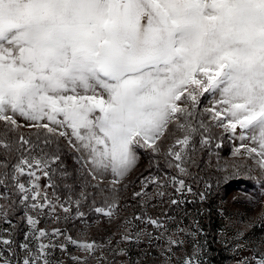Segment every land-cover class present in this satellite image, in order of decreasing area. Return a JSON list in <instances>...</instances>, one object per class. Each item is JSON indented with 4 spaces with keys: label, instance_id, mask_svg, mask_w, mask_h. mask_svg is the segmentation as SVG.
Masks as SVG:
<instances>
[{
    "label": "snow or ice",
    "instance_id": "6c2138e0",
    "mask_svg": "<svg viewBox=\"0 0 264 264\" xmlns=\"http://www.w3.org/2000/svg\"><path fill=\"white\" fill-rule=\"evenodd\" d=\"M213 129L222 130L214 145ZM224 134L240 143L222 164L215 153L218 170L264 179V0H0V223L8 225L0 228V264H65L54 259L57 250L72 264H108L105 244L86 232L74 238L41 227V218L59 222V209L68 220L75 206L84 220V205L116 218L141 151L162 156L175 174L143 176L134 198L148 197L150 185L163 197L166 183L180 196L195 195L181 177L191 174L197 144L220 149ZM60 138L78 154V167L62 160ZM134 219L158 230L147 238L165 241L155 245L164 264L184 245L180 234L196 236L146 214ZM20 222L26 229L18 240ZM145 235L126 228L121 240ZM203 253L197 243L182 264H205ZM116 254L129 256L124 248ZM254 259L264 264V254Z\"/></svg>",
    "mask_w": 264,
    "mask_h": 264
},
{
    "label": "rangeland",
    "instance_id": "374dc122",
    "mask_svg": "<svg viewBox=\"0 0 264 264\" xmlns=\"http://www.w3.org/2000/svg\"><path fill=\"white\" fill-rule=\"evenodd\" d=\"M206 103L207 97L202 101V106ZM31 130L33 132L36 131L35 129ZM221 131L220 129H213V145L217 142L216 137L220 135ZM237 131L239 132V129ZM222 139L223 146L220 149L213 147L211 149L204 148L200 150V146L197 144V151L193 153L194 163L189 165V172L191 174L186 177H181L185 179L186 184L192 187L195 195L185 192L180 196L166 183L165 187L162 189L166 193L163 197L155 195L158 189L154 185H150L148 188V197H144L143 201H141L140 198H134L133 193L135 191H140L142 187L140 181L143 176H147L150 173L151 175L161 177H163L165 173L169 175L175 174L173 169L160 165L159 159L161 156L152 157L150 153L141 151L139 153V164L130 175L127 188L121 190L119 194L120 206L117 210L116 218L109 221L107 217H98L94 213L85 212L86 217L84 220H80L75 217L74 211V213L72 212L73 217L71 216L69 218L70 220L68 219L72 221L71 225H69L72 231H68V229H64L62 226L66 214L57 209V214L61 217L60 221L55 222L48 216H44L41 218V227H47L49 230L53 227H60L70 233L74 238L78 237L81 232H86L89 239L96 240L106 245L104 254L107 257L108 264H113V261H115L116 264H120V261L127 258L132 260L139 259L140 264H164L165 257L161 255L160 249L155 247V245H164L165 241L152 239L151 244L149 243L147 233H151L155 236L158 230L151 224L134 219L135 216L140 214L134 212L130 205L123 202L125 198L124 195L126 194V196H129L128 199L132 203L136 200H140L141 207L146 209V212L155 211L157 215L153 218H160L163 220L170 230H174L177 225H179L180 227L187 228L196 233L195 237L180 234V238H182L185 243L180 248H173V252L170 254L173 257L171 264H182L184 256L186 254L191 255L197 243L204 249L201 259L205 264H210V256L212 253L210 247L213 245V240L208 236V231L203 229L199 222V215L202 213V207L204 206V202H201L199 194L204 192L206 200H209L210 190L206 189V184H210V181H217L216 183L220 182L222 184L221 193L219 195L220 199L216 204H213L212 207L223 221H221L216 228V240L214 241V245L218 244L223 247V264H242L245 260L248 261V264H256L254 258H259L264 254V227L260 226L261 223H264V221H261V213L264 212V179L256 180L248 178L247 175L237 177L231 173L219 171L215 153H219V156L222 158L220 163L222 164L224 160L232 159L231 149L234 145L238 147L240 143L238 140L233 142L227 134H224ZM59 141H61V143H59L60 152H65L66 148L64 144L68 143L67 140L60 138ZM210 152L212 153L211 155ZM76 155L78 154L76 153L75 156ZM153 160L158 161L160 166L157 167L155 163H152ZM249 163H251V161H249ZM207 168L210 169L209 177H215L210 181H207V179H209L205 172ZM213 170L214 174H211ZM251 175L255 177L258 176L259 173L253 172ZM47 183V179L41 180L42 185ZM214 183L215 182H213V184ZM48 192L51 195L53 189H48ZM122 192L124 197L122 196ZM174 198L181 199L184 202L172 205L171 200ZM73 199H75V195H73ZM4 203H6V201L0 200V204ZM81 210L84 211L83 208ZM20 213L21 214L17 215V218L22 215V212ZM169 217L174 219H168ZM126 220H131L132 224L125 225L124 222ZM13 222L17 223V220H13ZM2 227H8V225L0 223V228ZM19 227L20 223H18V229ZM126 228L129 229L133 235H135L137 230L143 229L146 235L139 243L135 241L124 242L121 240V235ZM17 239H22V237L17 235ZM109 239L112 241L111 245L107 243ZM119 248L127 249L129 256L126 258L117 255L116 253ZM68 251L71 254H79L76 248L71 245H69ZM54 259H62L65 261V264H72L69 255L61 253L58 250L54 254ZM92 264H95V261H93Z\"/></svg>",
    "mask_w": 264,
    "mask_h": 264
},
{
    "label": "trees",
    "instance_id": "16d2710c",
    "mask_svg": "<svg viewBox=\"0 0 264 264\" xmlns=\"http://www.w3.org/2000/svg\"><path fill=\"white\" fill-rule=\"evenodd\" d=\"M24 133L26 136H29L31 134H33L34 132L31 130V129H24ZM34 138V137H33ZM59 143H61V141H59ZM68 143H65V148H66V151L65 152H60L61 153V158L62 160L65 161V163L70 167V168H74V167H78V165H76L74 163V157H75V151L70 148L69 145H67ZM63 146V145H62ZM73 151V152H72ZM159 163L160 165L163 167V166H167L166 165V161L165 159L161 156V158L159 159ZM159 165V166H160ZM204 172V171H203ZM205 172L207 174V177L209 179H207V181H210L212 179H214L215 177H209L210 175V169H205ZM211 174H214V170L211 172ZM54 180L55 182L60 185V180L54 176ZM221 181V180H220ZM213 182H215L213 184ZM217 181H210V184L212 185V188L210 189V195H209V200H204V206L202 207L203 208V211L202 213L199 215V222L201 223V226L203 229H206L208 231V236L213 240L212 242V247H210L212 249V253H211V260H210V264H223V257H224V253H223V247L216 244L214 245V241L216 240V228L218 226L219 223H221V221H223L219 215L217 214L216 210L212 207L213 204H216L218 202V200L220 199L219 198V195H220V190H221V183H216ZM124 190V189H122ZM57 193L58 195L60 196L61 200L64 201V200H67L68 198V193L67 191L61 186L59 187V189L57 190ZM122 196H123V192H122ZM125 198H124V201L123 202H126L127 205H130L132 207V210L134 212H137L139 213L140 215L144 216L145 214L147 216H150V217H155L157 215V213L154 211H147L146 212V209L142 208L141 207V202L140 200H136L135 202H130L128 197L129 196H126V194L124 195ZM123 196V197H124ZM121 197V198H123ZM75 198H76V195H75ZM84 209L85 212L87 213H90V211L88 210V207L87 205H84L82 207ZM75 211V206H73V210L72 212L74 213ZM72 213V215H73ZM18 214H21L20 212H14L12 214V219L13 220H17V215ZM71 215V216H72ZM73 217V216H72ZM70 220V219H69ZM69 220H65L63 219V228L64 229H68V231H72L70 230L69 228V225H71L72 221H69ZM61 226V225H60ZM25 224L20 222V227L18 229V233L17 235L22 237V235H20V233L25 230ZM19 238V237H18ZM217 249V250H216ZM214 250V251H213Z\"/></svg>",
    "mask_w": 264,
    "mask_h": 264
}]
</instances>
